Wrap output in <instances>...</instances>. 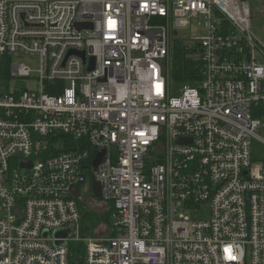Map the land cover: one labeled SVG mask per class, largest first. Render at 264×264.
Segmentation results:
<instances>
[{
    "label": "built area",
    "instance_id": "obj_1",
    "mask_svg": "<svg viewBox=\"0 0 264 264\" xmlns=\"http://www.w3.org/2000/svg\"><path fill=\"white\" fill-rule=\"evenodd\" d=\"M196 20L201 80L171 97L174 37ZM251 22L244 0H0V60L41 62L0 91V264H264ZM93 180L113 207L102 238L82 236Z\"/></svg>",
    "mask_w": 264,
    "mask_h": 264
},
{
    "label": "rangeland",
    "instance_id": "obj_2",
    "mask_svg": "<svg viewBox=\"0 0 264 264\" xmlns=\"http://www.w3.org/2000/svg\"><path fill=\"white\" fill-rule=\"evenodd\" d=\"M251 2V3H250ZM249 4L252 8V22L251 29L253 34H255L260 39L264 40V0L250 1ZM205 34V23L203 21L192 22L190 28L188 29H178L177 34L174 37V41H181L184 45L191 48L193 47V41L199 40ZM174 43V42H173ZM1 61V60H0ZM11 65L14 64H25L35 71L34 75L38 76V72L41 67V62L38 57H32L25 54H20L17 57L10 59ZM10 79V74L8 77H0V91H4L8 87V82ZM18 86L21 85V80L16 82ZM185 86L175 85L171 89V97L181 96ZM261 140H254L252 143V152L255 161L264 160V134L259 132ZM84 195V192H83ZM86 209L96 210L99 212H104L105 214L110 211V205L97 200L90 196H84V202L81 204ZM84 208V209H85ZM192 217L200 220H206L210 217L211 207L210 205H204L201 208H195L192 211ZM107 216V215H106ZM91 238H102L112 234V229L107 221L103 220L98 226L92 230Z\"/></svg>",
    "mask_w": 264,
    "mask_h": 264
},
{
    "label": "trees",
    "instance_id": "obj_3",
    "mask_svg": "<svg viewBox=\"0 0 264 264\" xmlns=\"http://www.w3.org/2000/svg\"><path fill=\"white\" fill-rule=\"evenodd\" d=\"M246 2H254L255 0H244ZM251 3V2H250ZM197 47H188L181 41L175 40L172 48V64H171V76L176 85L180 86H194L201 80L202 73V61L196 57ZM10 57L4 56L0 61V77H8L11 71ZM82 206V236L91 238L92 230L100 224L103 220L110 223V216L113 212V207L110 205V211L108 213L99 212L96 210L84 209ZM107 215V216H106ZM90 235V236H88ZM81 250L82 246L73 245V249ZM83 250V249H82ZM81 254H73L74 258L79 259Z\"/></svg>",
    "mask_w": 264,
    "mask_h": 264
},
{
    "label": "water",
    "instance_id": "obj_4",
    "mask_svg": "<svg viewBox=\"0 0 264 264\" xmlns=\"http://www.w3.org/2000/svg\"><path fill=\"white\" fill-rule=\"evenodd\" d=\"M77 27L78 28L89 27V25H87V26L86 25L85 26L84 25H77ZM80 56L85 58V54L84 53H81ZM104 155H105L104 151L99 153L98 158H97V160L94 163V167L95 168H97L99 166V164H100L102 158L104 157ZM92 188H93L94 198L101 199L100 188H99L98 183L95 180H93V187ZM72 195L75 198H78L80 196V194H79V192H78V190L76 188L73 189ZM55 235H56V237H69L70 236V231H59V232H56ZM57 245H59V244H57Z\"/></svg>",
    "mask_w": 264,
    "mask_h": 264
}]
</instances>
